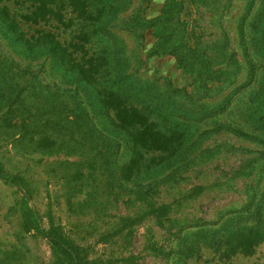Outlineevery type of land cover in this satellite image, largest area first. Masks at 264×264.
<instances>
[{
    "label": "rangeland",
    "instance_id": "374dc122",
    "mask_svg": "<svg viewBox=\"0 0 264 264\" xmlns=\"http://www.w3.org/2000/svg\"><path fill=\"white\" fill-rule=\"evenodd\" d=\"M165 1L153 0L148 8L143 0H117L120 12L111 23L114 36L106 39L130 59L128 71L163 92L158 100L165 102L169 116L153 119L161 126H176L177 132L184 133L183 141L169 150L147 153L134 173L138 175L128 181L116 165V176L101 170L92 159L95 151L47 152L39 134L21 135L19 126L4 122L6 108L2 107L0 168L6 176H0V264H56L44 233L53 225L94 264H264V237L238 233L259 226L251 218L253 211L264 213V102L258 95L264 58L252 42L263 32L257 27L261 21L264 24V0H183L185 24L178 37L182 40L185 35L190 46L208 47L215 68L230 73L224 76L229 81L210 83L212 91L207 94L195 89L193 77L174 56L149 54L158 41L153 30L145 31L142 38L125 24L144 8L147 16L158 14ZM58 8H62L60 16L46 28L68 44H86L81 29L89 30L85 23L92 20L75 12L70 0H61ZM242 26L251 58L260 67L255 81L248 76ZM228 37L227 51L237 55L239 66H227L223 55L218 56L223 50L218 49L220 41ZM98 39L99 33L81 57L99 55L105 43ZM7 44L0 35V62L9 64L6 70L0 64V91L15 85L17 92L23 89L28 94L42 86L73 95L74 72L51 60L43 67L45 59L30 64L23 50ZM258 48L264 54V47ZM28 64L36 77L23 76ZM83 84L82 91L94 89L88 82ZM227 102L226 110L202 119L207 111H220ZM110 130L119 137L121 144L115 150L122 165L133 157V144L128 133L114 126ZM164 206L168 209L161 211ZM34 216L40 230L31 222ZM216 237L232 240L218 246L212 243Z\"/></svg>",
    "mask_w": 264,
    "mask_h": 264
},
{
    "label": "trees",
    "instance_id": "16d2710c",
    "mask_svg": "<svg viewBox=\"0 0 264 264\" xmlns=\"http://www.w3.org/2000/svg\"><path fill=\"white\" fill-rule=\"evenodd\" d=\"M70 1L75 12L87 17V20H92L90 24L85 23L89 30L81 29L80 35L86 44L80 41L68 44L60 39L59 34L46 28L51 19L60 16L62 8L57 10V7L61 0H0V35L1 39L6 40L11 46L7 44V47L23 50L24 57L29 58L30 64L32 61L45 59L41 67L48 60L66 67V70L76 74L77 82L75 88L70 91L73 95L68 92H66L68 95L59 94L57 91L50 90L51 88L42 86L35 87L32 92L29 90V93L25 94L23 89L17 92L15 85L9 86L8 91H0V109L6 108L3 121L12 127L19 126L21 135L32 132L39 134L42 137L40 141L47 152L62 151L65 148H70L69 150L73 152L77 149L90 150L91 153L95 151L93 153L95 157L93 156L92 159L94 163L100 164L101 170L108 172L110 177L116 176L114 172L116 165L119 168L118 172L131 181L134 176L138 175L134 173L139 171L147 153L157 149L161 150V148L169 150L175 143L183 141L184 133L177 132V127L174 125H172L174 128L161 126L158 119H153V116H159L166 120L169 116L165 102L158 100L159 94L163 92L157 87L154 88L153 83L128 71L131 68L130 59L125 57V54H121L119 46L114 45L111 48L109 42L107 43V39L114 36L111 23L120 12L118 8L120 6L115 4L117 0ZM152 1L143 0V3H148L149 8ZM147 9L144 8L143 12L132 14L125 24L134 28L133 32L138 33V36L142 38L145 37V31L153 30L158 41L149 54L174 56L179 66L193 77L195 89H199L204 94L212 91V82L230 80L228 77L224 78L230 74L228 70L215 68L216 59L209 54L208 47L199 43L190 46L184 40L185 35L182 40L178 37L177 31L185 24L181 18L184 10L183 0H166L160 12L154 16H147ZM60 21L63 20L60 18ZM257 29L263 32L260 38L255 36L252 42L257 53L264 58L263 51L258 48V46L264 47L262 21ZM98 33V42L105 43L99 55H91L89 58L81 57L80 53ZM244 34L245 28L242 26L241 36L246 60L250 66L248 76L255 81L260 67L251 58L250 48L244 39ZM220 44L218 49L223 50L219 51L218 56L221 54L226 60L222 59V62H227V66H239L240 61L237 55L227 51L231 45L229 37L226 42L221 40ZM0 64L5 70L9 66L5 61ZM30 64L23 70V76L30 73L36 77L35 73L30 71ZM84 82H88L94 89L86 87L82 91L81 86ZM260 86L259 100L264 102V79L261 80ZM16 93L17 98H15ZM227 104L228 102L219 109L220 111H207L202 119L215 117V113L226 110ZM165 114L167 117L164 116ZM17 118L20 121L14 123ZM107 120L111 125H108ZM111 126L128 133L133 144V157L122 165L118 161L119 151L115 150L116 145L120 146L121 143H119V137L110 130ZM236 131L239 132V130ZM54 135L57 137L54 138ZM0 176H6L1 168ZM15 177H19V174ZM167 209L168 206H164L161 211ZM250 215L259 226L243 229L238 233L251 238L264 237L263 211H253ZM31 222L36 224L37 230H40L35 216L31 218ZM44 233L51 242L56 264H94L87 259L80 246L68 240L61 228L53 225L49 231H44ZM215 239L216 241L212 243L218 246L226 245L232 240L231 237L226 240L220 237ZM193 249L194 247H191V250Z\"/></svg>",
    "mask_w": 264,
    "mask_h": 264
}]
</instances>
